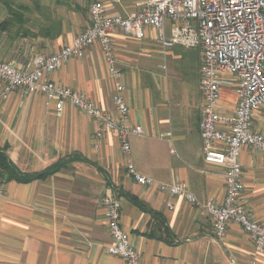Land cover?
<instances>
[{
    "label": "crops",
    "instance_id": "crops-1",
    "mask_svg": "<svg viewBox=\"0 0 264 264\" xmlns=\"http://www.w3.org/2000/svg\"><path fill=\"white\" fill-rule=\"evenodd\" d=\"M96 1L109 14L124 15L141 0H15L10 8L0 3V62L32 69L36 56L52 55L87 29ZM112 36L130 108L127 124L141 126L144 134L129 137L131 153L125 156L115 132L96 147L95 122L70 105L57 113L41 94L18 91L0 103V151L19 178L0 175V264H126L108 252L112 241L101 203L110 192L121 200L122 227L142 264H264V252L240 225L216 237L203 207L141 186L127 172L131 162L159 183H185L202 204L224 202L225 169L206 163L202 152L200 51L175 46L162 52L153 29L144 40L118 30ZM84 55L52 73V81L116 114L113 79L100 49ZM233 89L221 90L222 115L235 113ZM252 130L264 136V111L254 113ZM240 163L243 206L264 226V155L245 147Z\"/></svg>",
    "mask_w": 264,
    "mask_h": 264
},
{
    "label": "built area",
    "instance_id": "built-area-1",
    "mask_svg": "<svg viewBox=\"0 0 264 264\" xmlns=\"http://www.w3.org/2000/svg\"><path fill=\"white\" fill-rule=\"evenodd\" d=\"M120 2V0H115ZM132 13L109 14L103 3L89 6L90 25L71 44L52 55H38L33 68L19 69L10 62H0V103L15 92L23 96L41 94L54 103L57 113L68 105L95 122L98 147L108 133H118L122 152L131 153L129 137L142 136L141 126H129L130 108L124 96L121 68L113 42L118 30L132 39L144 40L149 29L165 52L175 46L197 49L202 55L200 91L204 98L200 137L206 163L225 169L224 202L201 203L183 182L159 183L140 175L127 164L128 175L139 185L156 187L171 196L183 197L189 204L203 207L212 220L216 237H224L235 223L250 237L255 249L264 252V226L247 211L241 199L244 188L240 154L249 147L264 155V136L253 129V116L264 111V0H141ZM97 46L113 79V114L92 101L86 94L52 81L51 75L72 59H82L86 51ZM166 69V67H163ZM229 77H235L236 85ZM234 86L238 98L235 113L225 116L217 111L221 90ZM4 188L0 184V196ZM107 213L111 237L109 254L121 257L126 264H142L141 254L122 227L121 200L111 192L102 203ZM172 208V206H169Z\"/></svg>",
    "mask_w": 264,
    "mask_h": 264
},
{
    "label": "trees",
    "instance_id": "trees-1",
    "mask_svg": "<svg viewBox=\"0 0 264 264\" xmlns=\"http://www.w3.org/2000/svg\"><path fill=\"white\" fill-rule=\"evenodd\" d=\"M14 1L15 0H0V3L5 4L8 8H10ZM11 166L12 165L8 162L6 155L0 151V175L5 176L7 174V179H19L16 177L14 172H12L13 170ZM132 200L135 201V199Z\"/></svg>",
    "mask_w": 264,
    "mask_h": 264
},
{
    "label": "rangeland",
    "instance_id": "rangeland-1",
    "mask_svg": "<svg viewBox=\"0 0 264 264\" xmlns=\"http://www.w3.org/2000/svg\"><path fill=\"white\" fill-rule=\"evenodd\" d=\"M86 10H87V8H86ZM87 17H88V15H87ZM89 20H90V17H89ZM89 25H90V23H89ZM164 65H165V64H163V66H164ZM193 80H194L193 76H190V77H189V82H192ZM173 81H174V82H172V83L175 84L176 80H173ZM172 93H173V89H172ZM175 104H176V102H175V100L173 99L172 102H171V107H172L173 110L176 109V108L174 107Z\"/></svg>",
    "mask_w": 264,
    "mask_h": 264
}]
</instances>
